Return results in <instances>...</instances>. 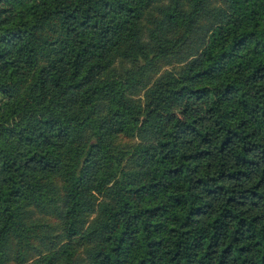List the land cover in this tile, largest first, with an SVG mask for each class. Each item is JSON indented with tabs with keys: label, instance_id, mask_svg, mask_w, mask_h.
Wrapping results in <instances>:
<instances>
[{
	"label": "trees",
	"instance_id": "trees-1",
	"mask_svg": "<svg viewBox=\"0 0 264 264\" xmlns=\"http://www.w3.org/2000/svg\"><path fill=\"white\" fill-rule=\"evenodd\" d=\"M33 208L31 264H264V0H0V264Z\"/></svg>",
	"mask_w": 264,
	"mask_h": 264
},
{
	"label": "rangeland",
	"instance_id": "rangeland-1",
	"mask_svg": "<svg viewBox=\"0 0 264 264\" xmlns=\"http://www.w3.org/2000/svg\"><path fill=\"white\" fill-rule=\"evenodd\" d=\"M171 61H156L155 65L152 66V68L149 70V84L152 83L156 78H158L161 74H163L166 71L169 70H175L180 66V64L176 63L174 58H171ZM116 65L114 68H116L118 71L121 70L123 67L128 68L130 66L129 63H123L117 61L115 63ZM144 90L139 92L134 98H138L140 101H143ZM135 138L125 137L121 136L116 140V144L121 147H126L127 145L135 142ZM56 184L60 187L61 181L56 180ZM29 220H38L42 221L45 224V227L43 228V232H45L44 237L38 240H34V243L37 244L38 249L34 250L30 253V260H28L27 264H31L32 260L38 257L40 254V251L47 250L46 246H49L54 242L58 234L61 232L60 229V223L56 219V215L48 214L45 215V213L39 212L37 209L33 208L30 210V214L28 217ZM14 241L11 243V249L14 247ZM42 253V252H41ZM10 264H17L15 262H11Z\"/></svg>",
	"mask_w": 264,
	"mask_h": 264
}]
</instances>
